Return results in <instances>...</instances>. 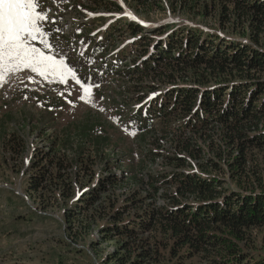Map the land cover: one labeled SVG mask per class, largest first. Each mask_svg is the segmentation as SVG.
<instances>
[{"label": "rangeland", "instance_id": "rangeland-1", "mask_svg": "<svg viewBox=\"0 0 264 264\" xmlns=\"http://www.w3.org/2000/svg\"><path fill=\"white\" fill-rule=\"evenodd\" d=\"M59 1L62 5L53 1L50 9L46 8L48 4L45 1L43 3V9L49 16L44 21L45 30L50 32L49 40L53 45L52 49L45 51L56 58L63 52L62 47L72 45L76 27H79L82 34L100 38L107 34L104 27L110 22L112 25L108 29L113 34L108 37L111 41L107 46L109 57L112 58L122 49L123 62L132 59L133 63V58L143 55L142 47L146 45L142 42L132 46L126 44L124 47L127 40L134 39L133 29L127 24L128 20L118 19L121 16L139 17L145 23L160 26L162 31L163 26H169L168 29L176 26L180 29L173 32L175 39L180 38L184 28L197 32L199 30L206 37L210 33L221 34L227 38L239 36L229 29L222 31L224 18L221 13L223 5L229 6L227 0H222V3L218 0H202L201 6H204V1L209 3V7L216 6L210 9L212 11H209L211 15L208 18L201 13L194 14L187 10L173 13L171 0H160V7L152 5L147 10L140 8L132 0ZM117 6H123V9H117ZM53 7L62 9L54 10ZM126 13H131V16ZM150 31V28H146L142 33L146 37L156 38ZM34 43L43 49L39 41ZM86 46L84 44L80 48ZM76 51L72 59L81 55L80 51ZM90 51L91 48L87 52L86 65L96 70L101 66L99 63L103 55L98 52L95 56H89ZM66 60L65 63L70 64L67 57ZM83 71L81 68L73 70L75 79L68 75L61 81L59 76L54 78L50 74L45 79L30 69H23L5 77L6 82L0 85V264H121L122 260L118 258L125 254L128 240L123 237L108 239L98 229L108 220V212L111 211L108 207L111 206H105L107 210H103L102 217L87 219L86 212L83 211L86 202L76 208V200L82 198L83 192H90L98 187L100 180L107 176V170L118 174L121 166L131 168L132 171L139 172V175H144V180L148 182V177L145 176L148 172L174 165L164 160L175 151L174 142H170L172 137L157 136L163 139V147L153 137L154 133L147 134L145 141L131 122L140 96H146L153 90L150 83L135 87L134 78L122 75H110L100 82H91L82 76ZM85 85L91 87V95L89 99L82 100L80 97L84 95ZM160 120L161 117H156L155 121ZM85 124L88 125L87 139L77 131L78 127ZM179 124L182 125L183 120L169 115L164 123L167 126L164 130L167 133L178 132ZM211 129L208 132L214 136L215 144L225 146L222 144L223 128L213 125ZM188 133L191 132L188 130ZM196 137L198 147L208 161L198 162L188 158L190 155L183 152V158H188L183 166L196 171H208L202 167L203 164L212 161L220 163L222 166L219 170L208 172L223 178L227 186L234 187V182L230 179L229 165L242 152L235 147V150L233 147L229 148L227 154L219 160L212 151L211 143L201 140L200 135ZM96 141L102 142L98 150L95 149ZM82 142L84 151L79 161L74 162V166L63 167L61 174L64 177L59 182L55 178L53 181L44 182L46 187L43 190L31 189V178L42 172L40 167L33 166V162L40 161L38 164L46 165L43 170L57 172L58 166H52L49 158H43L46 152L49 149L57 150L58 157H62L65 161L63 163L68 164L76 153L74 150ZM149 150L153 157L156 156V160L149 155ZM244 158L256 163L252 166L256 177L264 174V152L245 146ZM88 172L93 173L90 181L85 176ZM64 184L67 185L65 191L62 189ZM68 186L74 188L72 197H69L71 190ZM136 186L132 185V188L135 189ZM122 189L116 191L115 206L123 204L125 190ZM172 190H175L174 187ZM246 231L245 239L240 241L251 244L253 247L250 248L256 252L262 250L264 228L252 227ZM160 235L158 233V238L153 237L151 240L154 246L156 240H162L161 246L165 245L166 238ZM205 256L202 252L199 255L194 254L188 264H211Z\"/></svg>", "mask_w": 264, "mask_h": 264}, {"label": "trees", "instance_id": "trees-1", "mask_svg": "<svg viewBox=\"0 0 264 264\" xmlns=\"http://www.w3.org/2000/svg\"><path fill=\"white\" fill-rule=\"evenodd\" d=\"M133 1L146 10L152 5L160 7V0ZM218 1L222 3V0ZM227 1L229 6L223 5L221 13L224 18L222 31L229 29L239 36L227 38L210 33L206 37L199 30L184 28L180 38L175 39L173 32L180 28H171L166 38L158 43L157 53L141 63L135 60L132 68L127 66L126 71L135 75V87H142L145 83H150L153 89L168 87L159 96L162 100L157 103V108L151 110L152 120L148 122L147 112L144 114L141 110L135 117L143 123L144 132L154 133L153 137L160 146L165 145L160 138L172 137L170 142H174L175 151L171 157L164 158L168 164L174 165L148 172L145 175L148 182L144 175L131 168L122 174L107 170V176L100 180L98 187L83 192L82 198L76 200V208L86 202L83 211L87 219L102 217L105 206H111L108 207L111 210L108 220L98 229L108 239L123 237L128 240L125 254L118 258L122 260L121 264H188L194 254L201 252L211 264H264V248L256 252L250 248L253 247L251 244L241 242L245 239L246 229L264 228V174L256 177L252 170L256 163L244 158L245 146L264 152V0ZM171 2L173 13L187 10L201 13L205 18L211 15L210 9L216 8L209 7L205 1L201 6L202 0ZM163 27L168 29V26ZM155 31L163 33L161 28ZM152 39L142 37L147 47ZM99 74H104L102 79L107 78L103 71ZM169 115L183 120V124L178 125V132L164 130ZM154 116H160L161 120L154 122ZM213 125L223 128L222 144L225 146L215 144L214 136L208 132ZM77 131L87 139V124L78 127ZM147 134L141 135L145 141ZM197 135L204 142L211 143L219 160L229 148L242 152L229 165L234 187L227 186L223 178L208 172L219 170L220 163L203 164L208 171L183 166L188 158L198 162L206 160L198 147ZM101 143L95 142L96 150ZM83 151L82 142L66 164L62 157H58L57 150L49 149L43 158H49L52 166H58L57 172L43 170L46 165L38 164L40 161L33 162V166L40 167L42 172L31 178V189L43 190L46 187L43 183L55 178L59 182L64 177L61 174L63 167L74 166ZM183 152L190 157L184 159ZM149 155L156 160L150 150ZM89 161L93 162L90 156ZM91 174L85 175L89 177L87 181H90ZM135 184L137 188L133 189ZM119 188L125 190L123 204L115 206L114 198H117ZM62 189L67 190V185L64 184ZM68 189L71 190L69 197H72L74 188L68 186ZM92 223L97 225L94 221ZM158 233L166 238L163 246L162 240H156L155 246L151 242L153 237L158 238Z\"/></svg>", "mask_w": 264, "mask_h": 264}, {"label": "snow or ice", "instance_id": "snow-or-ice-1", "mask_svg": "<svg viewBox=\"0 0 264 264\" xmlns=\"http://www.w3.org/2000/svg\"><path fill=\"white\" fill-rule=\"evenodd\" d=\"M126 14L131 16V13ZM48 19L43 0H0V85L6 82L5 77L23 69H30L45 79L50 74L54 78L59 76L61 81L68 75L76 78L63 55L57 59L45 51L53 48L50 32L44 25ZM36 41L43 49L36 46ZM90 95L91 87L85 85L80 99H89Z\"/></svg>", "mask_w": 264, "mask_h": 264}, {"label": "bare ground", "instance_id": "bare-ground-1", "mask_svg": "<svg viewBox=\"0 0 264 264\" xmlns=\"http://www.w3.org/2000/svg\"><path fill=\"white\" fill-rule=\"evenodd\" d=\"M102 72V71H101Z\"/></svg>", "mask_w": 264, "mask_h": 264}]
</instances>
